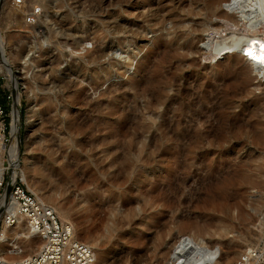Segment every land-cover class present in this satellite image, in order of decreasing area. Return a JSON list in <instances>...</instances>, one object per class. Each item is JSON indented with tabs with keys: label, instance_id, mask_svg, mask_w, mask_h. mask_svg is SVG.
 <instances>
[{
	"label": "rangeland",
	"instance_id": "rangeland-1",
	"mask_svg": "<svg viewBox=\"0 0 264 264\" xmlns=\"http://www.w3.org/2000/svg\"><path fill=\"white\" fill-rule=\"evenodd\" d=\"M20 1L0 0L6 181L14 178L16 110L17 162L27 182L68 210L80 238L96 239L112 263L163 264L162 252L180 234L202 237L237 262L264 231V76L245 72L250 56L229 50L213 57L205 39L176 38L170 20L190 0H162L156 19L165 27L145 29V36L131 34L142 25L145 0ZM240 7L222 6L241 29L217 36L229 40L248 25ZM81 35L85 49L73 44ZM98 45L112 50L90 62L86 52ZM189 46L198 51L183 54ZM190 108L204 136L171 139L163 121L183 109L185 127ZM16 180L27 187L21 174Z\"/></svg>",
	"mask_w": 264,
	"mask_h": 264
},
{
	"label": "bare ground",
	"instance_id": "bare-ground-1",
	"mask_svg": "<svg viewBox=\"0 0 264 264\" xmlns=\"http://www.w3.org/2000/svg\"><path fill=\"white\" fill-rule=\"evenodd\" d=\"M127 1L129 2V0ZM145 1L146 10L143 12L141 11L142 13L140 14L143 19L142 25L138 24L135 25L134 28H131V34L134 36H145L143 33L145 29L153 31L157 27H165V19L163 17L160 19H156L157 13L160 10L159 6L162 3V0ZM119 2H121V0H119ZM183 2L185 3L187 2V0H183ZM41 3L45 6L46 4H51L52 0H43V2L41 1ZM223 5H240V9L238 8L240 16H242L249 22L248 25H243L244 28L242 27V31H240L241 33L239 35H234L230 37L229 40L226 38H220V36L217 35H221L223 31L229 32V29H231L230 32H232V30L239 31L241 29V26L234 14L222 9ZM184 12V15L179 16L180 19H176L174 21L170 20V29L171 32H174L176 38H184L186 41H189L191 43L205 39V43L208 44L207 46H209V53L213 57H219L224 52L229 50L235 51L236 53L242 55L243 53H246L248 56H250L251 64L249 65L250 67H248V69L246 68L245 72L247 70L248 72L255 71L258 75L264 76V37H259L261 35H264V31L259 32L260 25L264 26V23L262 22V20H264V0H190L189 7ZM48 15L49 14L45 15L44 19L42 20L43 22L47 21V19L46 21L44 20L46 17L48 18L50 16ZM213 17L218 18L222 22L215 24L210 23ZM260 20L262 23H259ZM58 22L59 24L66 25L65 21L58 20ZM116 26V28L120 30L124 28L121 24L118 23H116ZM204 31L206 32L205 37L201 35V32ZM243 34L247 36H244L243 38ZM105 38L106 36H101V39ZM44 40H46V38ZM85 42H87L85 41V36L81 35L74 41L73 44H79L83 47V49H85ZM110 49L111 48L108 45H98L94 49L87 50L85 56L89 59L90 62H94L99 60L105 54H107ZM190 51H198V49H195L191 46L182 49L183 54H188V52ZM23 52L24 48H21L20 53ZM4 68L5 71L8 72V74H11V70L7 67L6 61L4 62ZM148 91V88H145L141 90L140 93H146ZM182 111L183 109L177 111L175 118H173V116H170L169 118L163 121L162 125L165 127L167 134H169L171 139L176 140L178 142L201 139L204 134L199 131V126L197 128L198 131H196L197 122L193 118L196 110H193L191 108L188 109V112L191 115V119L187 122V125L185 127L181 126ZM17 119V111L15 110L14 123L12 129L13 143L10 151L11 156L9 161L13 169V177L17 178V176L21 174L27 183L28 189L32 193H34L40 201H43L44 203L52 206L57 212L58 216L64 221V224L72 226L73 238L75 240L86 243L94 250L97 264H114L111 262V259L109 257L103 254L102 245L98 244L96 239L92 238L84 240L80 238L77 228L73 224L70 212L68 210L63 209L58 203L55 202L52 197L41 194L37 187H34L27 182L25 172L24 170L19 169L17 162L19 158V137ZM223 123L229 124L230 127H235L236 125H238V122L236 121H227ZM203 127H205L207 130L210 129L212 127L211 121L208 120L206 125L202 124V128ZM260 136V138L264 139V133ZM3 147V142L0 139L1 151ZM3 171V159L0 155V182L2 180ZM2 201L3 205L0 207V218H3L4 223L0 231V258H2L6 263H10L31 256L32 254H35L40 251V249L45 243L44 239L30 229L26 218L19 212L17 204L12 199V197H10V194L8 192L3 194ZM113 215L115 214L113 213ZM8 218H14V222H9ZM263 237L264 231L260 236L259 242L252 246L259 244ZM252 246L246 244L240 252ZM162 253L163 264H237V262L233 261V257H231L230 253L227 254L225 257L222 256L220 247L218 245H215L214 251L202 237L190 234H180L179 236H177V238L171 244L170 249L165 250ZM215 254H217V256ZM143 260L144 259L140 258V260H138L136 264H139ZM126 263L127 262H123V264Z\"/></svg>",
	"mask_w": 264,
	"mask_h": 264
},
{
	"label": "built area",
	"instance_id": "built-area-1",
	"mask_svg": "<svg viewBox=\"0 0 264 264\" xmlns=\"http://www.w3.org/2000/svg\"><path fill=\"white\" fill-rule=\"evenodd\" d=\"M16 1L18 4L22 3L20 0ZM28 21H34V18L30 17ZM4 115L5 109L0 99V139L3 143L7 140L8 131ZM3 186V194H10L30 229L40 235L45 243L40 251L31 256L10 263L0 258V264H97L94 250L86 243L73 238L72 226L64 224L52 206L40 201L16 178L6 181L4 171L0 188ZM8 219L9 222H14V218ZM237 264H264V237L259 244L242 251Z\"/></svg>",
	"mask_w": 264,
	"mask_h": 264
},
{
	"label": "trees",
	"instance_id": "trees-1",
	"mask_svg": "<svg viewBox=\"0 0 264 264\" xmlns=\"http://www.w3.org/2000/svg\"><path fill=\"white\" fill-rule=\"evenodd\" d=\"M1 103H2V105H3V107H4V109H6V105H5V100H4V98H1Z\"/></svg>",
	"mask_w": 264,
	"mask_h": 264
},
{
	"label": "water",
	"instance_id": "water-1",
	"mask_svg": "<svg viewBox=\"0 0 264 264\" xmlns=\"http://www.w3.org/2000/svg\"><path fill=\"white\" fill-rule=\"evenodd\" d=\"M17 103H15V105H16ZM20 138V137H19Z\"/></svg>",
	"mask_w": 264,
	"mask_h": 264
}]
</instances>
